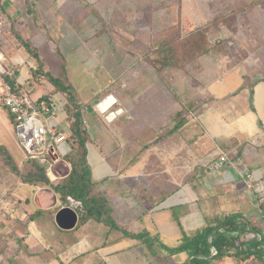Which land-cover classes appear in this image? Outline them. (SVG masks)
I'll use <instances>...</instances> for the list:
<instances>
[{"label": "crops", "instance_id": "1", "mask_svg": "<svg viewBox=\"0 0 264 264\" xmlns=\"http://www.w3.org/2000/svg\"><path fill=\"white\" fill-rule=\"evenodd\" d=\"M7 1L9 2V0ZM6 3V1L0 0V20L3 27H10L12 23L22 22L23 19L19 18L20 7L23 8L22 4L9 2L5 6ZM255 14L251 13V16L254 17ZM252 17L249 18L250 26L241 21L240 27H243L239 30L236 29V32H239L237 35L240 37V41L244 42V49L240 52L239 65L229 61L228 56L227 59L224 56V65L218 67V70L217 65L212 67L203 65L205 72L201 73L204 77H201L202 80L198 78L199 84L203 85L201 84L202 86H198V88H201L206 94L201 103L197 105L194 101L189 107L182 103L180 108L175 106L174 111H172L173 109L168 111L166 107L170 106L172 96L168 94V89H162L164 85L160 84L158 95L162 107H159V113L153 115L150 112V117H145L142 120L139 110L134 112L133 116L128 114L126 117L124 115L126 111L128 113L134 107L130 98L122 97L120 99L114 91H106L101 97L115 98V106L119 105L124 109L122 114L108 122L102 119V113L98 109L94 110V107L91 106L93 92L83 95L71 82L75 90V100L80 104L82 111L83 125L90 137L87 143V162L92 181L95 183V190L106 196L103 192L104 189L107 192L115 189L114 196L120 198L121 195H125L123 185L132 190L135 189V191L141 187V192L136 191L139 197L134 200L136 203L140 200L138 203L143 205L149 204L147 209L150 215L144 219L149 228L162 227L161 224L166 214H170L178 204H186L187 208L182 211L180 216H170L176 219V230L179 232L180 224L186 223L191 218H198L199 214L202 215L207 211V208L212 211L214 206H218L220 209L221 205H227L230 210L232 207L228 204L232 202L231 206L234 207L237 204H234L236 196L239 199V206L238 204L237 206L240 209L237 208L233 212L240 211L253 221L258 219L257 221L264 222V202L260 200V197L264 196V34H262L260 24L255 20L258 17ZM29 26H31L30 23ZM32 39L29 41L33 45L30 44L27 47L18 45L20 42L17 43L16 39L4 30L0 34L1 50L2 43L6 42L8 45L6 52L12 57L11 67H6L14 72L15 80H20L24 84L26 80V85L30 83L28 73L31 68H34L33 64L35 63V61L29 62L28 60L35 57L31 50L37 48L35 47L36 37ZM203 55L198 58H202ZM4 57L3 54V61ZM38 57L40 56L38 55ZM211 58L214 57L210 55L209 59L212 60ZM25 59L27 63H25ZM36 60L38 59L36 58ZM26 74L27 76H25ZM232 83H236L235 86ZM139 86H141L139 91H142V87L145 85ZM132 87H136V84L132 83ZM34 88H29L34 99L51 94L50 92L54 89V87H48L47 91H42L36 89L35 86ZM57 94L59 96L52 95L59 103L55 110L56 118L61 121V127L68 134V138L72 133L71 123L73 121V117L67 113L66 109V106H70V104L64 106L67 101L63 99V95ZM97 94V97L100 98V93ZM2 95L3 90L0 85V145L5 146L18 170L23 173L31 167L25 165L27 160L15 136L12 118L2 104ZM85 104L88 106L86 107ZM184 106L187 107V111L179 119L181 117L178 116L179 111ZM86 110H94L93 112L96 114V119L94 117L91 125L86 119ZM168 119L173 120L174 125L166 129L167 124L161 122ZM143 121L151 124L149 125L150 129L144 126ZM178 121H180L179 125H177ZM104 123L103 129L109 128L112 134L110 142L103 134L101 136L99 133L102 131L98 124L103 125ZM94 133L95 135L98 133L101 137H95ZM157 137L160 140L153 143L154 139L152 138L156 140ZM106 145L113 146L108 154L103 153ZM65 147L70 150L69 140H66ZM155 147H159V159H155L157 162L153 163L149 154L155 153ZM13 151L16 154H13ZM223 153L228 154V160L223 162L220 167L216 166L219 156ZM123 155H131V158L125 160ZM167 162L170 164L165 165ZM140 163L142 165H139ZM155 165L162 166L156 167ZM189 165H191L192 172L185 175V168L188 170ZM5 167L9 169L6 164ZM152 168L164 169L166 176L170 175L171 178L166 176L151 178L148 169ZM45 169L51 182H56L70 173L71 165L62 155L51 166V173L47 172V167ZM8 171L14 173L12 177L5 175L6 173L0 175L1 258L13 259L16 264H31L33 259H35V263L32 264H56V261H58L57 263L60 261L57 260V250L63 251L64 255L71 256V254H76L75 250L83 249V231L81 233L80 230L86 222L79 224L78 217L77 223L72 229H62L55 222V214L58 209L68 206L76 211L80 202L70 196L64 200L50 186L29 184L15 172ZM155 180L159 182L158 185ZM186 180L189 184L188 189L184 188ZM45 189H50L55 193L56 203L53 206H50L53 200L52 195ZM144 191L146 192L143 193ZM147 195L150 200L146 198ZM29 197L34 198L35 208L29 204ZM141 197H144L145 200L142 201ZM59 198L62 200L61 203H59ZM128 202H131L130 199ZM56 205L58 207L54 208ZM133 206L135 207V205ZM141 208L145 209L142 206ZM225 210L228 211L227 208ZM195 214L197 216H194ZM180 217L182 221L179 220ZM57 227L59 228L56 229ZM76 227H79L76 234L80 235L76 237L69 235V232ZM145 228L147 229V227ZM155 234L164 236L162 232ZM169 237H171L170 234ZM90 240H93L92 236H90ZM39 245L46 248L38 247ZM21 247H26L28 255L26 252L18 254L17 251L21 250ZM5 248L16 250V256L7 255ZM51 248L55 253L52 254L55 255V259H50ZM37 249H41V251ZM43 250L48 251L46 253L49 254L47 260H43L46 262H42L36 256H40Z\"/></svg>", "mask_w": 264, "mask_h": 264}, {"label": "rangeland", "instance_id": "2", "mask_svg": "<svg viewBox=\"0 0 264 264\" xmlns=\"http://www.w3.org/2000/svg\"><path fill=\"white\" fill-rule=\"evenodd\" d=\"M2 1L7 2L5 6L9 2H16V4L19 2L23 7H20L19 11L21 12L19 18L23 21L12 23L10 27L4 26V32L16 39L17 43L20 42L18 45H25L24 43L30 45L32 42L29 40L33 37L37 39L35 40V47L37 48H34L33 51L40 56L42 66L38 67L37 57L29 56L31 58L28 61H35V63L33 64L34 68H31L28 73L30 81H27L30 83L26 85L27 87L33 89L35 86L36 89L47 91L48 87H54L49 82L48 76L62 78L63 71H66L69 74L66 82H73L81 94L89 95L93 92L94 95L91 96L90 104L94 110L97 109V104L105 98V96L104 98L101 96L106 91H114L120 99L122 97L130 98L131 104L134 106L131 111L128 113L126 111L124 115L126 117L128 114L133 116V113L139 110L142 120L145 117H150V112L153 115L159 113V107H162L158 95L160 84L164 85L162 89H168V94L172 96L170 106L166 107L168 111L170 109L174 111L175 106L180 108L182 103L188 107L192 101L196 105L201 103L206 94L201 88H198V86L203 85L202 83L199 84L198 79L204 77L203 65L208 67L217 65L218 70V67L224 65V56L226 59L229 57V61H233V64H240V52L244 49V42L240 41V37L237 35L239 32L237 31V33L236 29L239 30L243 27H240L241 21L250 26L251 13H256L252 18L258 17L255 20L260 24L262 34H264V0ZM193 28L201 31L206 39V45L212 51L203 55L202 58H195L188 62L182 61L179 66H164L161 60L165 53L159 51V44L168 42L170 47L175 48L176 45L180 47L181 42L188 37ZM7 50L6 42L2 43V51L5 55L3 63L11 67L12 57L6 52ZM210 55L214 57L211 58L212 60L209 59ZM25 63H27L26 59ZM132 83L136 84V87L133 88ZM235 84L232 83L233 86ZM139 85H145L142 87V91H139L141 87ZM50 93L55 96H59L57 93L63 95V99L67 101L65 105L69 103L66 95L61 91L54 88ZM97 93H100V98L97 97ZM123 104L125 103L123 102ZM85 105L88 106V104ZM93 111L86 110L85 116L89 125L93 123L94 117L96 119V114ZM101 117L106 120L105 114H101ZM143 123L147 129H150L149 125L151 124L145 121ZM161 123L167 124L166 129L174 125L173 120L169 119ZM104 126L105 123L103 125L98 124L102 131L99 133L101 136L103 134L107 138L106 140L110 142L112 134L109 128L103 129ZM162 129L164 131V128ZM94 136L101 137L98 133L97 135L94 133ZM152 139H154L152 140L153 143L160 140L159 137L156 140L155 138ZM111 147L113 146L106 145L103 153L108 154L112 149ZM154 150L155 153L149 154L153 163L155 159H159V147H155ZM13 154H16L15 151ZM130 156L123 155L125 160L130 159ZM3 162L0 159V175L6 173L5 175L12 177L14 173H10ZM28 163L30 165L31 162L27 161L25 165ZM169 164L167 162L165 165ZM189 166L188 170L185 168V175L192 172L191 165ZM148 170L151 178L159 176L164 178L166 176L164 169L152 168ZM166 177L171 178L170 175ZM155 182L157 185L159 184L157 180ZM184 184V188L188 189L187 180ZM123 188H125V195H121L120 198L114 196L115 189L109 190V192L103 190L111 207V213L117 220L118 228L111 229L103 223L89 220L81 226L80 230L81 233L83 231V249L75 250L76 254H71V256L64 255L63 251L57 250V257L59 258L57 260L60 261L57 263L58 261L55 260L56 264H182L187 259L185 252L170 254L164 248L177 247L181 243L184 233H193L199 226L210 222L215 216L230 214L237 208L240 209L238 207L239 199L236 196L234 204L237 203L238 206L236 204L233 207L231 206L233 205L232 202H230L228 204L232 207L230 210L227 205H221L220 209L218 206H214L212 211L207 208L204 214L198 215V218L194 217L186 223L180 224L179 232H177L176 219L170 216H180L182 211L187 208L186 204H178L170 214H166L161 224L162 227L149 228L147 221L144 220L150 215L147 209L149 204H140L138 203L140 200L135 202L136 198L139 197L136 191L141 192V187L136 191L130 187L127 188L126 185H123ZM148 197L149 195L146 196V198ZM29 199V204L34 207V198L29 197ZM129 199L130 203L128 202ZM140 199L145 200L144 197ZM61 202L62 200L59 198V203ZM57 207L58 205L54 208ZM226 208L228 211L225 210ZM40 220H42L41 217ZM179 220L182 221L181 217ZM257 220L255 223L264 227V222ZM78 228L71 230L70 234L65 233L74 235V237L79 236L80 234H76L79 231ZM57 231L61 233V231ZM124 232H140L143 233V237L133 238ZM145 232L148 235H145ZM156 232H162L164 236H159V234H155ZM90 236L93 237V240H90ZM149 239L150 242L147 241ZM38 247L46 248L42 245ZM7 249L5 248L7 255L16 256V250ZM37 250L41 251V249ZM50 251L52 252L50 255L55 254L53 248ZM17 252L19 255L22 252L27 253L26 247H21V250ZM46 252L48 251L43 250L40 256H36L42 262H46L47 257H49ZM7 255L5 254V256ZM54 256H50V259H55ZM3 258L0 256V264H16L13 259L6 260ZM44 259L46 260L43 261ZM34 260L30 263H35ZM227 262L234 264L230 259Z\"/></svg>", "mask_w": 264, "mask_h": 264}, {"label": "trees", "instance_id": "3", "mask_svg": "<svg viewBox=\"0 0 264 264\" xmlns=\"http://www.w3.org/2000/svg\"><path fill=\"white\" fill-rule=\"evenodd\" d=\"M201 34L198 29H191L188 37L181 42L180 47L178 45L175 48L170 47L168 42L159 44V51L165 53L162 55V64L164 66H179L182 61L188 62L209 52L211 49L206 45V39ZM24 44L28 47L27 43ZM31 51L39 61L38 67H41L42 63L37 53L33 49ZM67 75L68 72L63 71L62 78L49 75L48 79L55 89L66 95L70 104V106H66L68 103L64 104L67 113L73 117L72 133L67 138L70 142V150L64 154V159L71 165L70 173L56 182H51L45 167L34 160L28 161L31 162V169L21 173L3 145H0V158L9 170L18 174L24 182L50 186L64 200L70 196L79 201L80 203L76 207L79 224L94 220L115 229L118 228V223L111 213L109 202L101 192L95 190V183L91 178L87 162V143L90 137L83 125L80 104L75 100V90L71 83L66 82ZM48 96H52V94L42 95L41 98ZM186 111L187 107L184 106L179 111L178 116H181L179 119L184 116ZM12 122L14 123L13 118ZM179 123L180 121L177 125ZM124 234L133 238L143 237V233L140 232H124ZM145 235L148 233L145 232ZM164 249L170 254L185 252L187 259L182 264H228V259L234 264H264V227L246 217L242 212L236 211L215 216L193 233H184L181 243L177 247H165Z\"/></svg>", "mask_w": 264, "mask_h": 264}, {"label": "built area", "instance_id": "4", "mask_svg": "<svg viewBox=\"0 0 264 264\" xmlns=\"http://www.w3.org/2000/svg\"><path fill=\"white\" fill-rule=\"evenodd\" d=\"M3 24L0 20V34ZM0 85L2 86V104L14 121V132L27 161L34 160L47 167L51 173V166L69 151L65 147L68 134L62 129L61 121L56 118V108L59 103L52 96L34 99L30 89L20 80H15L14 72L3 63V52L0 46ZM109 96L101 101H104ZM100 101V102H101ZM99 102V103H100ZM97 109L108 122L113 121L124 112L122 107H116V99L112 97L104 111ZM228 160V154L219 156L218 165ZM264 200V196L260 197Z\"/></svg>", "mask_w": 264, "mask_h": 264}, {"label": "water", "instance_id": "5", "mask_svg": "<svg viewBox=\"0 0 264 264\" xmlns=\"http://www.w3.org/2000/svg\"><path fill=\"white\" fill-rule=\"evenodd\" d=\"M42 190H44V189H42ZM45 190H48L51 193L53 200H52V203L50 204V206H53L56 203L55 193L50 189H45ZM77 218H78V215H77L76 211H74L72 208H70L68 206L61 207L60 209L57 210V212L55 214V222L62 229L74 228V226L77 223Z\"/></svg>", "mask_w": 264, "mask_h": 264}, {"label": "bare ground", "instance_id": "6", "mask_svg": "<svg viewBox=\"0 0 264 264\" xmlns=\"http://www.w3.org/2000/svg\"><path fill=\"white\" fill-rule=\"evenodd\" d=\"M112 100V97L111 96H109V98H106L104 101H101L99 104V107L101 108V111L103 110L104 111V109H105V107L109 104L108 102H109V100ZM104 104H106V105H104Z\"/></svg>", "mask_w": 264, "mask_h": 264}, {"label": "clouds", "instance_id": "7", "mask_svg": "<svg viewBox=\"0 0 264 264\" xmlns=\"http://www.w3.org/2000/svg\"><path fill=\"white\" fill-rule=\"evenodd\" d=\"M116 107V106H115Z\"/></svg>", "mask_w": 264, "mask_h": 264}]
</instances>
